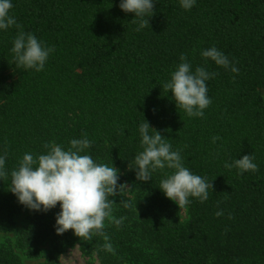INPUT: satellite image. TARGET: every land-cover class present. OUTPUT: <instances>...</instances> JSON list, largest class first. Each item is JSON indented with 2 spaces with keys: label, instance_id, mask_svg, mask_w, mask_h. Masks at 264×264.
I'll return each mask as SVG.
<instances>
[{
  "label": "trees",
  "instance_id": "trees-1",
  "mask_svg": "<svg viewBox=\"0 0 264 264\" xmlns=\"http://www.w3.org/2000/svg\"><path fill=\"white\" fill-rule=\"evenodd\" d=\"M120 2L11 0L10 15L20 27L0 30V156L7 153L8 172L0 179V228L11 230L28 211L10 191L11 171L24 154H46L44 145L52 142L67 150L86 133L91 147L84 154L124 167L143 150L145 119L180 151L185 167L213 183L203 203L190 198L188 221H178L174 202L159 189L173 171L165 168L142 181L139 214L124 191L110 197L113 216L126 217L119 228L105 221L115 255L102 250L100 236L57 235L59 204L32 210L16 247L38 258V247L50 240L55 251H94L101 264H264V100L258 92L264 91V0H195L190 10L180 0H154L149 26L139 31L135 14L122 11ZM20 30L54 48L43 71L16 66L11 49ZM211 47L238 73L205 60L201 52ZM181 54L192 71L203 66L217 73L206 81L211 104L203 117L176 108L164 88ZM8 73L15 78L8 81ZM213 137L219 139L213 143ZM247 154L258 171L224 167ZM0 264L21 262L0 247ZM46 264L58 263L50 254Z\"/></svg>",
  "mask_w": 264,
  "mask_h": 264
},
{
  "label": "clouds",
  "instance_id": "clouds-1",
  "mask_svg": "<svg viewBox=\"0 0 264 264\" xmlns=\"http://www.w3.org/2000/svg\"><path fill=\"white\" fill-rule=\"evenodd\" d=\"M194 4L195 0H180V6L185 10H190ZM12 7L11 0H0V30L20 27L15 17L10 15ZM119 7L125 13L135 14L133 22L139 25L137 31L149 26L148 18L154 15V0H121ZM11 51L17 67L40 72L44 70L54 48L46 47L34 34L20 30ZM201 56L225 69L230 68L233 73L239 71L215 47L203 50ZM180 60L181 63L171 73V79L164 84V88L171 91L176 108L184 110L189 117H203L204 110L211 104L206 81L217 73L209 72L203 66L192 71V65L184 54H181ZM144 121L139 126L143 150L130 161L129 170L135 171L136 179L143 182L151 181L152 173L157 170H173L160 181L159 189L180 209L189 205L190 198H196L201 203L206 201L209 189L214 190L213 183L185 167L180 151L171 150V144L165 137ZM83 136L82 139L71 140L67 150L52 142L44 145L46 154L36 157L24 154L18 167L11 171L10 191L21 205L30 210L47 212L59 204L60 211L55 217L54 226L57 235L72 230L80 239L91 240L93 236H100L104 241L102 250L115 255L110 237L105 232V221L115 224L117 228L123 224L126 217L117 219L113 216L115 202L110 197L120 195L129 187L126 183L118 184L119 169L113 164L97 163L90 155L84 154L91 147V141L87 139L86 133ZM212 139L215 143L219 137ZM6 155L0 156L2 180L8 177L5 170ZM253 161L254 157L247 154L231 164L226 162L224 167H234L239 170V174L256 172L258 166ZM124 207L130 205L124 203ZM216 215H223V211H217Z\"/></svg>",
  "mask_w": 264,
  "mask_h": 264
},
{
  "label": "rangeland",
  "instance_id": "rangeland-1",
  "mask_svg": "<svg viewBox=\"0 0 264 264\" xmlns=\"http://www.w3.org/2000/svg\"><path fill=\"white\" fill-rule=\"evenodd\" d=\"M9 75V80L14 79L12 75ZM260 97L264 100V91L259 90ZM115 167V166H114ZM119 169V175L121 178V184L126 183L129 188H125V195L131 200L134 211L139 214L140 212V199L143 191V183L136 179L131 174L128 165L124 167H116ZM177 210V218L181 223L188 221L187 208L180 209L174 202ZM32 210L28 209L27 213H24L14 220V226L11 230H3L0 228V247L9 248L20 260L21 264H46V257L52 254L56 258L58 264H101L97 254L94 251H82L78 246L63 247L62 249L55 251L52 249V242L46 241L39 248L41 256L38 258H32L27 255L28 248L19 249L16 247V239L19 232L22 231L24 225L28 220Z\"/></svg>",
  "mask_w": 264,
  "mask_h": 264
}]
</instances>
